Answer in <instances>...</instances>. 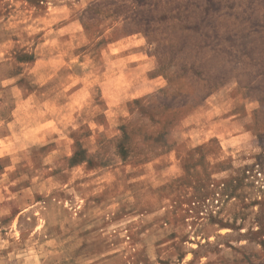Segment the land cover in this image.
Masks as SVG:
<instances>
[{
	"label": "rangeland",
	"instance_id": "374dc122",
	"mask_svg": "<svg viewBox=\"0 0 264 264\" xmlns=\"http://www.w3.org/2000/svg\"><path fill=\"white\" fill-rule=\"evenodd\" d=\"M0 121V260L264 264V0H0Z\"/></svg>",
	"mask_w": 264,
	"mask_h": 264
},
{
	"label": "clouds",
	"instance_id": "9594fccd",
	"mask_svg": "<svg viewBox=\"0 0 264 264\" xmlns=\"http://www.w3.org/2000/svg\"><path fill=\"white\" fill-rule=\"evenodd\" d=\"M16 71H18V70H13V71L9 72L8 74L9 75H15ZM97 102L99 103V101H97ZM0 123H3V122L0 121ZM11 259L14 261L16 259V257H12ZM0 264H9V262L7 260H0Z\"/></svg>",
	"mask_w": 264,
	"mask_h": 264
}]
</instances>
